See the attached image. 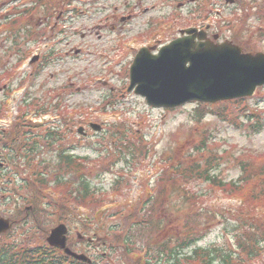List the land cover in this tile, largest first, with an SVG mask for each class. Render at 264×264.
I'll return each mask as SVG.
<instances>
[{"label": "rangeland", "instance_id": "1", "mask_svg": "<svg viewBox=\"0 0 264 264\" xmlns=\"http://www.w3.org/2000/svg\"><path fill=\"white\" fill-rule=\"evenodd\" d=\"M89 1H92V6L79 0H54L60 18L55 31L46 30L51 6L40 10L29 3L27 9H32L35 17L30 18L31 13H28L20 19L17 14L7 16L9 10L0 2V29L3 28L0 30V110L5 113L4 108L12 109L9 114L11 122L12 116L17 113L21 120L29 114L26 117L29 123L54 122L53 126L60 127V139H39L41 147L37 150L41 151L37 155H29L26 149L33 147L35 139H29L32 134L12 144H3L0 136L1 146L11 145L12 150L18 153L15 157L7 151L5 157L1 158L2 162H9L8 171L15 174L16 182L12 181L10 187L7 186L13 192L12 199L20 197L21 193L16 189L18 181V187L27 191V195L22 194L23 198L26 196L35 202V208L39 207L36 214L38 222L21 221L12 225L11 236H4L0 244L30 241L42 244L46 237L43 231L49 232L64 223L69 230L70 242L80 243V250L74 248L76 252L86 253L99 264H135L137 257H124L122 246L115 243V236L107 234L110 226L121 222L117 218L107 219V214L122 213L119 217L123 219L131 212L132 221H136L138 217L134 219V213L137 205L140 206L139 211L146 213L150 208L141 202L146 203L149 194L143 184L148 183V190L154 188L163 173L162 163L171 160L201 162L208 168H214V173L224 182H238L242 177L243 164L252 173L264 168V87H260L253 97L242 101L216 104L194 101L175 109L151 107L145 98L123 92L130 84L128 68L134 56L127 53L119 55L116 48L118 42L129 37L133 30L131 27L123 32H113L106 24L107 17L109 22L115 23V19L124 14L115 11L116 3L122 0ZM231 1L225 3V14L215 19V31L221 33L218 42L229 40L241 46L245 52L264 53V0ZM107 5L108 8L104 9ZM23 10L24 7L16 12ZM168 14L156 13V17ZM184 17L188 19L179 21L183 23L181 27L192 23L189 16ZM10 21L12 26L17 23V29L26 23L27 32L22 29V35L17 40L9 39V29L3 24ZM231 22L235 23L226 26ZM173 29L176 31V28ZM165 42L167 40H163ZM51 50L54 53L49 57L52 60L48 64L43 57L33 65L27 61L20 64V60L26 57L45 55ZM17 117L15 121L19 119ZM90 122L104 123L106 129L97 133L89 128ZM5 123L0 119L2 126ZM81 125L85 129L83 133L77 130ZM48 127L52 126L43 125V129L33 132L44 136ZM49 142L53 143L50 147L47 146ZM58 154L76 157L70 159L75 169L62 174L65 181H57L55 169ZM41 167L47 169L46 176L41 174ZM23 177L31 178L34 184H25ZM81 178L86 179L96 192L89 194L94 195V199L87 202L91 213H95L96 207L109 209L106 215L98 213L101 216L96 215L97 219L92 218L90 222H83L86 220V217H82L86 210L76 203L80 198L75 201V195L82 190ZM263 182V178L251 181L244 187V192L254 193V189ZM49 190L52 193L49 194ZM190 190L202 194L197 199L200 206L197 211L203 218L200 219L202 222L198 220L203 233L199 246H231L236 227L231 226L230 209L237 210L242 202L232 198L230 193L217 192L203 181H193ZM62 198L68 201L69 208L66 209L69 210L66 212L56 208ZM164 200L167 208H162V200L156 205L157 208L153 206L159 212L164 228L161 232L157 229L143 230L144 235L135 240L139 250L147 243L156 244L166 236L175 235L178 232L176 226L185 222L183 213L176 212L177 206H184L183 199L173 194ZM249 203L252 201L247 202L245 207ZM243 215L246 220L247 214H232V217L238 219ZM238 222L241 221L238 219ZM81 239L84 241L81 242ZM90 241L94 245L89 250L87 242Z\"/></svg>", "mask_w": 264, "mask_h": 264}, {"label": "trees", "instance_id": "2", "mask_svg": "<svg viewBox=\"0 0 264 264\" xmlns=\"http://www.w3.org/2000/svg\"><path fill=\"white\" fill-rule=\"evenodd\" d=\"M201 115L202 112L199 113V116ZM17 128L19 129V126ZM53 129L56 128H52L44 137V140L54 141L52 139L56 140L60 136ZM28 134L27 132L23 133L24 136ZM21 136V132L18 133V137ZM16 139L18 138L13 137L7 143L12 144ZM2 141L4 144L5 138ZM32 144V148H26L29 151V155L34 154L40 148L36 145L37 141ZM52 144V142H49L47 146L50 147ZM31 157L29 159L32 160L33 158ZM162 166L164 167L163 173L154 188L148 190V183L143 184L149 196L146 199V203H141L150 209L144 213L139 211L140 206L137 205L138 208H136L134 213L136 216L134 219L138 217L136 221H132L133 218L130 212L123 219L120 217V223L113 224L107 230V234L115 236V243L122 246L124 257L127 259L137 257L135 258L137 260L135 264H264V182L260 183L261 185L257 189H254V193L246 194L244 192V187L251 181L254 182L258 178L264 179V168L252 173L248 170V166L243 164L242 177L238 182H224L214 173V168H208L195 160H171L162 163ZM79 181L81 182L80 187L82 190L78 191L79 195H75V201L80 198V201H76V203L83 204L88 201V198L92 201L94 195L90 196L89 194L92 192L96 194V192L86 179L81 178ZM193 181L208 183L217 192L230 193L232 198L242 202L241 207L237 210L230 209L231 226L236 227L233 230L235 236L231 238V246L224 244L220 246L213 245L208 248L199 246L203 239V233L200 230L201 226L198 220L203 218H200V211H197L200 208L197 199L202 194L193 193L190 190ZM151 190L152 192H150ZM173 194H178L183 199L184 206H177L176 212L178 214L183 213L182 218H184L185 222H180L176 226L177 228L175 229H178V232L175 235L166 236L160 242L157 241L156 244L147 243L146 247H142L139 250L135 240L144 235L143 230L146 228L149 231L157 229V231L161 232L164 228L161 222L162 218L159 216V212L154 210L153 206L157 208L156 205L162 200V208H167L164 198H170ZM250 201L252 203L245 207L247 202ZM232 214L237 216L239 214H247L248 216L246 220L244 215L238 217L241 221L238 222V219H234ZM119 215H122V213L115 214L116 217H119ZM138 219L141 222H145V224H140ZM200 221L202 222V220ZM130 222L132 225H130ZM227 224L229 225L230 223L227 222ZM165 229L164 231H166ZM23 243L5 242L0 245V264H85L65 255L59 249L50 247L46 240L42 244H33L32 241ZM191 249H193L192 252H189ZM93 264H99V262H94Z\"/></svg>", "mask_w": 264, "mask_h": 264}, {"label": "water", "instance_id": "3", "mask_svg": "<svg viewBox=\"0 0 264 264\" xmlns=\"http://www.w3.org/2000/svg\"><path fill=\"white\" fill-rule=\"evenodd\" d=\"M189 36L179 38L162 48L158 55L141 51L131 68V86L135 93L146 98L156 108H177L191 101L217 103L251 97L264 86V54L244 53L230 42L215 44L198 35L196 29L186 30ZM11 229L8 219L0 218V236ZM68 228L61 224L54 228L48 243L62 249L76 260L91 264L84 254H77L67 246Z\"/></svg>", "mask_w": 264, "mask_h": 264}, {"label": "flooded vegetation", "instance_id": "4", "mask_svg": "<svg viewBox=\"0 0 264 264\" xmlns=\"http://www.w3.org/2000/svg\"><path fill=\"white\" fill-rule=\"evenodd\" d=\"M44 1L43 0L38 1L37 2L38 6L35 9L43 10L42 8H44L45 6L52 7L50 10H48L51 13V17L48 18V21L46 23V25H48L46 30L52 29L55 31L56 27L59 25L58 20L60 18L59 16H57L58 9H56L54 5L57 7V5H59V1L57 5L54 4L53 2L54 0H48L47 2ZM99 1L101 0H97V2ZM49 2L51 4H47ZM232 2L233 1L231 0H122L119 3L118 2L116 3L115 11L116 12L121 11L124 14L119 15L115 19L117 21L115 23L109 22L108 21L109 18L107 17L106 24L110 26V30L113 32L115 31L123 32L125 30H130L132 27L133 33L131 35L127 33L129 37L125 39L126 40L132 39L133 41L136 42L137 47L135 53H138L137 51H139L141 48H148L150 53L156 54L159 51L157 50L159 47L161 48L163 45H167L172 40L179 38L183 30L192 27L198 28L200 30H206L207 36L209 38L213 39L214 37H216L218 41L221 33L215 31V24H216L215 19L217 18L219 19L223 14H225L226 12L225 3H232ZM3 3L4 5L7 6L9 10L6 14L8 16L11 14H17V17H20L21 19L23 15L31 13L30 18L35 17V14L31 12L32 9H27V6H29L28 0H5ZM88 5L92 6L93 5L92 1H89L87 6ZM22 7H24L25 10H23L20 13H17L16 11H18ZM171 7L172 9H170ZM107 8L108 5L104 6V9ZM164 12L169 13L168 16L165 17L160 16L158 18L156 17V13L164 14ZM184 15L189 16L190 20H192V23L188 26L185 25L184 27H181L180 25H183V23H180L179 21H182L183 19H188V17H184ZM202 15L205 17H203ZM116 16L117 15L115 14V17ZM49 21L50 22L52 21L54 23H50ZM232 24L233 23L231 22V24H227L226 26H230ZM31 25H33V22H31ZM23 26L25 28H23ZM23 26H21L20 29H17L15 28L17 27V23H15L9 31V39L13 38L17 40L18 37L22 35V31H23L22 29H25L27 32L28 25L25 23ZM29 27L31 28L32 26ZM173 27L176 28V31L173 29ZM125 39L120 40V42L117 45L119 52L123 50L124 42L121 41H124ZM163 40H167V42L163 43ZM197 42L200 43V40H197ZM62 125L63 123L60 126ZM15 127L16 126H12L10 127V129H2V130L0 129V134H5L4 136L7 138L10 133L14 132ZM33 127H37V125H34ZM33 127H30L29 130L33 131L34 130ZM19 128L20 130L18 133L23 132V128L21 126ZM16 138L18 139L15 140V143L20 140L22 141L24 137H20V138L16 137ZM29 139L30 140L35 139V141H37L36 145L41 147V145L39 144L40 143L39 139H43V136H41L40 134H32V137H30ZM10 140L11 139H7V141ZM3 146L0 145V183H1L0 217L10 219L14 223V225L21 221L29 222L33 220L34 222H38V218H37L38 215L36 214L39 211V207L35 208L36 207V205L34 204L35 202L29 200L26 196L25 199L23 198L22 194L25 195L27 191L25 189L22 190L21 187H18L19 182L17 181L16 184V189L19 190V192L21 193L18 199L13 200L12 199L13 192L10 189H7V186L10 187L12 181L16 182V178L14 173L12 174L8 171L10 166L9 162L8 161L2 162L1 158L5 157L7 151L10 154L15 155V157H17L18 153L15 149L12 150L11 145L10 147L9 145L8 146L3 145ZM40 151L41 150H36L34 155H37ZM75 158L76 157H73L70 154L69 156L67 154H58V156L56 157L57 169H55V172L57 173L58 176L57 181H65L62 174L64 175V173H69L70 170L75 169V166H70L71 165L70 159H75ZM79 162L82 163L80 160ZM39 169L41 173L45 172L44 174H46L48 172L47 169L44 167H41ZM22 180L27 185H29L30 183L34 184L33 181H31L32 180L31 178L23 177ZM48 193L50 194L52 193V191L49 190ZM44 196L47 195L44 194ZM50 199L54 200V198H50ZM60 201L61 202L58 204V206H56V208H58V211L66 212V210L69 208L68 201L63 200V198ZM61 205L64 206V208H60ZM66 207L68 208L66 209ZM30 214H32V216ZM82 215L83 214H81V216ZM82 217H86V220L84 219L83 222L92 221V217L90 215H83ZM4 236L7 237L6 235H2V237ZM68 241L69 243H71L69 237H68ZM82 241L84 240L81 239V242ZM72 245L74 248L79 249L80 243L78 244L74 243ZM93 245L94 242L91 241L87 242V246L89 250L93 247Z\"/></svg>", "mask_w": 264, "mask_h": 264}]
</instances>
